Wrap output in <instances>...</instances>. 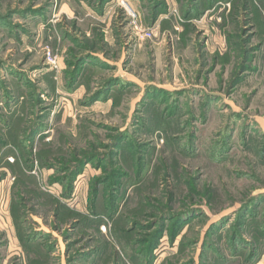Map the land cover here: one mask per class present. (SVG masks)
Listing matches in <instances>:
<instances>
[{
    "label": "rangeland",
    "instance_id": "374dc122",
    "mask_svg": "<svg viewBox=\"0 0 264 264\" xmlns=\"http://www.w3.org/2000/svg\"><path fill=\"white\" fill-rule=\"evenodd\" d=\"M0 264H264V0H0Z\"/></svg>",
    "mask_w": 264,
    "mask_h": 264
},
{
    "label": "trees",
    "instance_id": "16d2710c",
    "mask_svg": "<svg viewBox=\"0 0 264 264\" xmlns=\"http://www.w3.org/2000/svg\"><path fill=\"white\" fill-rule=\"evenodd\" d=\"M104 1H106V0H104ZM156 7H158V8H163V5H164V3H161V4H159V3H156ZM159 6H161V7H159ZM155 17H157V15L156 14H153V19H155ZM78 63H80V66H79V70L80 69H82V67H83V65H85V62H84V60H79L78 59ZM77 71L75 70V73H76ZM76 77V76H75ZM72 81L73 82H75L76 81V79L72 76ZM112 83H113V80H111L109 83H108V85H110L109 87L110 88H112L114 85H112ZM100 99H105V95L103 94V95H100V96H95L93 99H92V101L93 102H96V101H98V100H100ZM91 101V102H92ZM79 173V170H77V171H75V173L73 174V177L74 176H76L77 174Z\"/></svg>",
    "mask_w": 264,
    "mask_h": 264
},
{
    "label": "built area",
    "instance_id": "2783aa9c",
    "mask_svg": "<svg viewBox=\"0 0 264 264\" xmlns=\"http://www.w3.org/2000/svg\"><path fill=\"white\" fill-rule=\"evenodd\" d=\"M127 14L131 18L132 25H134V28L135 29H139L140 26H138V21H137L138 17H137V14L133 10H131V9H128ZM152 32H153L152 30H146V32L144 34L147 35L148 37H150L152 35ZM49 62L50 63H48V64L50 65V67H55L53 60H50Z\"/></svg>",
    "mask_w": 264,
    "mask_h": 264
}]
</instances>
